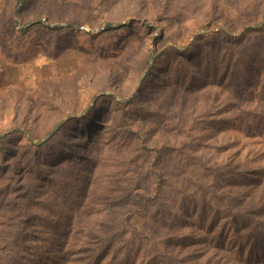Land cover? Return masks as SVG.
Returning <instances> with one entry per match:
<instances>
[{
	"label": "rangeland",
	"instance_id": "obj_1",
	"mask_svg": "<svg viewBox=\"0 0 264 264\" xmlns=\"http://www.w3.org/2000/svg\"><path fill=\"white\" fill-rule=\"evenodd\" d=\"M25 1L0 0V264H264V0Z\"/></svg>",
	"mask_w": 264,
	"mask_h": 264
},
{
	"label": "water",
	"instance_id": "obj_2",
	"mask_svg": "<svg viewBox=\"0 0 264 264\" xmlns=\"http://www.w3.org/2000/svg\"><path fill=\"white\" fill-rule=\"evenodd\" d=\"M25 0H21V2H20V5L19 6H21L22 4H23V2H24ZM17 12L18 11H16V14H17ZM129 21H133L134 20V18H129L128 19ZM126 22H127V20H124V21H119V22H116V21H107V22H105L104 23V25L101 27V29H99V30H102V29H105V28H107V27H110V26H115V25H125L126 24ZM144 23H146V24H149L148 22H146V21H143ZM33 23H30V24H27V25H23L22 27H26V26H29V25H32ZM71 25V24H70ZM77 29H82L83 27L82 26H79V25H76L75 26ZM89 31H91V32H93V31H97L98 29H88ZM202 31H204V30H201V31H197L196 33H194L193 34V37H195L196 35H198L200 32H202ZM206 31V30H205ZM157 52L155 51V50H153V53H152V56H151V59H150V62H149V64H148V66H147V68H146V70L144 71V73H143V75H142V77L140 78V81H139V83H141L142 82V80H143V78H144V76L146 75V73L150 70V68L152 67V64L154 63V61H155V59H156V56H157ZM108 92H103L102 94H107ZM111 94H113V95H115L116 97H118L117 96V94H115V93H111ZM132 97V95L131 96H129V97H127V98H122V100L123 101H128V100H130V98ZM73 116V114H69V115H67L66 116V118H63V119H61V120H59L58 121V123L42 138V139H35L31 134H30V132L28 131V130H26V129H24V128H22V127H16V129H18V130H20V131H22V132H24L34 143H36V144H41L42 142H44L46 139H48L49 137H51V135L55 132V131H57L61 126H62V124L64 123V121L67 119V118H69V117H72ZM9 131H4L3 133H1L0 134V137H2V136H4L5 134H7Z\"/></svg>",
	"mask_w": 264,
	"mask_h": 264
},
{
	"label": "trees",
	"instance_id": "obj_3",
	"mask_svg": "<svg viewBox=\"0 0 264 264\" xmlns=\"http://www.w3.org/2000/svg\"><path fill=\"white\" fill-rule=\"evenodd\" d=\"M25 3H28V0H26ZM256 30H259V31L264 30V24L260 28H248V29H246L245 32L242 34V36H245V35L249 34L250 32H253V31H256ZM156 60H157V58H156ZM252 219H254V218H252Z\"/></svg>",
	"mask_w": 264,
	"mask_h": 264
}]
</instances>
